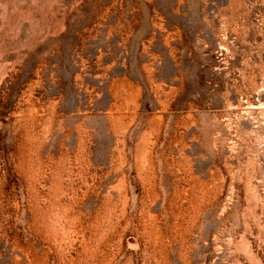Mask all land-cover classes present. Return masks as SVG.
<instances>
[{"label": "rangeland", "instance_id": "obj_1", "mask_svg": "<svg viewBox=\"0 0 264 264\" xmlns=\"http://www.w3.org/2000/svg\"><path fill=\"white\" fill-rule=\"evenodd\" d=\"M0 264H264V0H0Z\"/></svg>", "mask_w": 264, "mask_h": 264}]
</instances>
